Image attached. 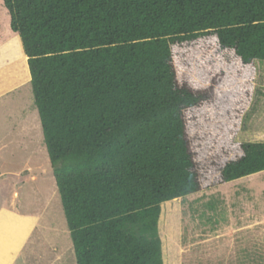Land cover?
<instances>
[{
	"label": "trees",
	"instance_id": "obj_1",
	"mask_svg": "<svg viewBox=\"0 0 264 264\" xmlns=\"http://www.w3.org/2000/svg\"><path fill=\"white\" fill-rule=\"evenodd\" d=\"M2 3L76 264H164L162 203L264 171V142H240L224 161L200 158L187 112L214 99L220 75L206 86L180 80L172 52L213 36L242 65L264 61V0ZM173 212L160 225L168 264Z\"/></svg>",
	"mask_w": 264,
	"mask_h": 264
},
{
	"label": "rangeland",
	"instance_id": "obj_2",
	"mask_svg": "<svg viewBox=\"0 0 264 264\" xmlns=\"http://www.w3.org/2000/svg\"><path fill=\"white\" fill-rule=\"evenodd\" d=\"M19 37L10 30L0 0V63L10 56L23 81L28 66ZM217 45L213 36L200 37L174 45L172 52L180 80L206 86L220 75L214 99L189 110L187 118L200 158L224 161L235 156L240 142H264V61L242 65L232 51ZM5 73L0 74V171L6 173L0 178V205L12 202L19 211L39 217L30 248L41 252V263L60 264L69 244L72 260L66 264H75L30 76L19 83ZM171 209L176 225L168 252L171 264H264V171L162 203L158 233L164 264L161 236L168 230L160 225Z\"/></svg>",
	"mask_w": 264,
	"mask_h": 264
},
{
	"label": "crops",
	"instance_id": "obj_3",
	"mask_svg": "<svg viewBox=\"0 0 264 264\" xmlns=\"http://www.w3.org/2000/svg\"><path fill=\"white\" fill-rule=\"evenodd\" d=\"M0 67V74L6 72L7 79L9 78L8 73L11 72L19 83L27 80L29 81L30 75L27 67L26 70L28 77L27 79L20 81L19 76L16 74L14 61H12L10 56L3 57ZM2 146L3 145H1L0 148ZM5 174L6 173L0 171V178L4 177ZM38 220V216L21 212L14 208L12 202H10V204L4 202L0 205V264H31L30 260L32 256L34 257L33 264H44L45 261L41 263V252L39 250H31L30 248L34 238V232L38 230ZM224 239L227 241L231 238L226 237ZM68 247L70 248L69 250ZM68 247H66V253L64 254L63 259L60 255V264H66L72 260L70 257L71 255H67V252L71 251V246H69V244Z\"/></svg>",
	"mask_w": 264,
	"mask_h": 264
}]
</instances>
